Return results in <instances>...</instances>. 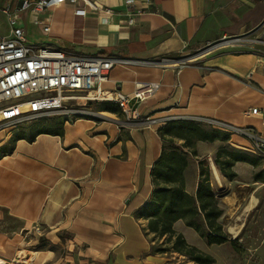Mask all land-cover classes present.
<instances>
[{
	"label": "crops",
	"instance_id": "crops-1",
	"mask_svg": "<svg viewBox=\"0 0 264 264\" xmlns=\"http://www.w3.org/2000/svg\"><path fill=\"white\" fill-rule=\"evenodd\" d=\"M20 1L0 0V36L10 37L3 9H18ZM91 1L113 13L81 17L74 13L78 4L56 6L44 14L48 36L26 16L28 41L86 58L112 57L106 90L127 97L140 84L158 83L159 90L140 103L129 101L139 119H126L114 102H102L90 106L93 115L71 122L39 119L50 121L44 127L53 132L32 141L27 138L38 123L11 133L0 128V148L17 133L24 136L0 156V264H194L174 252L150 253L153 235L135 212L151 195V168L166 144L159 129L167 123L194 122L205 130L221 123L264 139L261 118L250 114L264 110V1L134 0L130 7L125 0ZM137 10L134 25L127 26V14ZM146 118L158 122L149 125ZM220 132L226 142L197 141V155L188 153L184 176L191 195L198 160L207 161L213 189L230 181L264 185L253 178L264 167L256 171L245 162L234 163V179L222 175L214 164L218 149L249 154L251 142ZM173 227L189 244L201 239L183 220ZM36 232L66 251L32 252ZM21 252L35 255L22 262Z\"/></svg>",
	"mask_w": 264,
	"mask_h": 264
},
{
	"label": "built area",
	"instance_id": "built-area-1",
	"mask_svg": "<svg viewBox=\"0 0 264 264\" xmlns=\"http://www.w3.org/2000/svg\"><path fill=\"white\" fill-rule=\"evenodd\" d=\"M134 2L124 1L127 7ZM75 4L79 6L74 13L81 17L113 13L91 0H21L18 9H3L10 37L0 36V128L48 117L71 122L80 116L93 115L90 106L102 102H114L126 119H139V113L131 109L129 101L140 103L159 90L158 83L138 85L132 97L106 90L103 85L116 62L112 57L86 58L28 41L26 16L43 36H48L49 16L44 14L56 6ZM139 13L140 10L128 13L126 25H134V17ZM250 114L259 116L264 125V110L252 109ZM145 122L154 125L158 119L146 118ZM215 127L250 141L249 154L264 160V139L259 134L221 123H215Z\"/></svg>",
	"mask_w": 264,
	"mask_h": 264
},
{
	"label": "trees",
	"instance_id": "trees-1",
	"mask_svg": "<svg viewBox=\"0 0 264 264\" xmlns=\"http://www.w3.org/2000/svg\"><path fill=\"white\" fill-rule=\"evenodd\" d=\"M105 106L104 104L102 107ZM109 110L116 111L114 108ZM49 122H42L31 127L32 141L40 133L53 132L44 127ZM62 133V132H60ZM160 136L166 142L158 159L151 168L150 177L152 192L149 199L136 212V218L147 220L146 231L153 235V241L163 240L157 247L153 244L150 249L152 254H164L174 252L184 256L188 261L195 264H214L215 260L196 247L187 243L185 238L174 230V223L183 220L185 225L191 228L207 245H222L230 241L229 236L223 231L219 222L222 210L218 206L214 191L209 181V168L203 160H198V182L195 194L191 195L186 190L184 172L188 167V153L196 156L193 149L195 142H226L228 135L218 130H205L201 124L194 122L167 123L159 129ZM165 136L170 137L166 139ZM22 132L15 134L9 144L17 139H23ZM173 138L182 139L181 146L177 145ZM7 145L0 148V153ZM188 148V149H187ZM185 149H187L185 151ZM235 162H245L256 167V160L251 155L241 151H231L225 147L218 149L214 164L220 169L222 175L228 180L235 178L232 167ZM254 180L264 183V171L254 175ZM146 233V234H147Z\"/></svg>",
	"mask_w": 264,
	"mask_h": 264
},
{
	"label": "rangeland",
	"instance_id": "rangeland-1",
	"mask_svg": "<svg viewBox=\"0 0 264 264\" xmlns=\"http://www.w3.org/2000/svg\"><path fill=\"white\" fill-rule=\"evenodd\" d=\"M33 43L38 42L33 41ZM35 123H38V120L14 127L6 126H8L7 131L11 133L16 130L27 129L29 125ZM6 145L7 148L4 151H9L11 145L9 142ZM2 154L0 153V156ZM251 157L257 162L255 170H261L264 167V160L255 156ZM203 161L205 164L207 163L206 160ZM188 175L190 178L188 190L191 191L194 186V171L192 169L189 170ZM213 191L218 206L222 210L219 222L225 234L233 242H227L222 245H207L203 239H200L201 241L195 240V243H187L213 257L215 260L214 264H264V185L230 181V183L223 185L221 189H213ZM10 226L15 227L11 222ZM234 231H237L238 234H234ZM192 233L194 234L193 231ZM186 238L192 242L191 237L186 235ZM161 242L163 240L155 241L154 245L157 247ZM31 248L34 249H32V252H38L39 254L53 252L61 255L66 251L60 245L51 244L46 236L39 232H36V244ZM34 255L31 252L18 254L20 256L19 260L22 262H28V258L31 259Z\"/></svg>",
	"mask_w": 264,
	"mask_h": 264
},
{
	"label": "bare ground",
	"instance_id": "bare-ground-1",
	"mask_svg": "<svg viewBox=\"0 0 264 264\" xmlns=\"http://www.w3.org/2000/svg\"><path fill=\"white\" fill-rule=\"evenodd\" d=\"M247 210H248V209H247ZM233 233H234V234H238L237 231H234ZM29 260H31V259L29 258Z\"/></svg>",
	"mask_w": 264,
	"mask_h": 264
},
{
	"label": "water",
	"instance_id": "water-1",
	"mask_svg": "<svg viewBox=\"0 0 264 264\" xmlns=\"http://www.w3.org/2000/svg\"><path fill=\"white\" fill-rule=\"evenodd\" d=\"M264 1V0H263Z\"/></svg>",
	"mask_w": 264,
	"mask_h": 264
}]
</instances>
